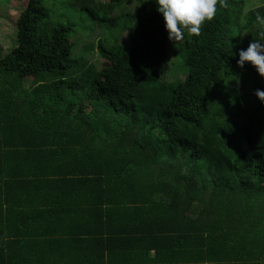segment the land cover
Returning a JSON list of instances; mask_svg holds the SVG:
<instances>
[{
  "label": "trees",
  "instance_id": "16d2710c",
  "mask_svg": "<svg viewBox=\"0 0 264 264\" xmlns=\"http://www.w3.org/2000/svg\"><path fill=\"white\" fill-rule=\"evenodd\" d=\"M248 1L217 0L198 35L184 30L176 83L155 0L28 1L19 44L0 51V264H25L24 223L39 217L93 224L103 263L91 264L113 263L119 233L128 251L147 235L152 264H264L263 89L236 63L264 41V1ZM96 24L109 32L88 80L73 36ZM47 245L28 248L35 262L61 243Z\"/></svg>",
  "mask_w": 264,
  "mask_h": 264
},
{
  "label": "crops",
  "instance_id": "0c3cea01",
  "mask_svg": "<svg viewBox=\"0 0 264 264\" xmlns=\"http://www.w3.org/2000/svg\"><path fill=\"white\" fill-rule=\"evenodd\" d=\"M43 208V207H42ZM125 210V215L127 218L131 216V219L125 220L124 224L130 225L133 227L134 222L137 220L135 215L133 216L132 210L130 207H127ZM119 213H124L120 212ZM111 214V218H109V224L113 228H115L120 222V215ZM44 218L39 217L37 220L27 221L24 223L25 234L23 236V244L27 246V248L22 247V250L26 256H21L23 262L25 264H32L35 262L34 256H37L41 251L47 250V244L50 242L58 241L61 243L60 247L58 246L55 253L46 252L42 257H40L39 262L46 264H91V263H103L102 257L99 256V253L96 250V235L89 234L88 229L93 227V224L88 225H79L78 220L68 219L59 224L57 222L44 221ZM91 222V221H86ZM102 226L98 225V229H101ZM122 234V233H121ZM118 235V243L115 246V252L118 253V256H114L111 260L114 264H152V256L155 252H150L148 245L150 241H148L147 235H138L131 236L135 238H144V242L142 246L140 244L130 245L126 243L125 245L130 246L133 251H128L122 248L123 236L125 234ZM127 236V235H126ZM125 236V237H126ZM129 237H126L128 240ZM70 242L68 243V241ZM41 242V244H39ZM42 244H46L45 247H41ZM23 246V245H22ZM35 246V247H33ZM32 247L35 251V254L30 252L28 248ZM123 249V250H122ZM60 250V251H59ZM140 253V256L138 254ZM33 258L31 259V257ZM125 258H130V260H124ZM159 261L162 259H158ZM158 261V262H159ZM89 262V263H87ZM112 263V264H113ZM34 264H40L36 261ZM109 264V263H105Z\"/></svg>",
  "mask_w": 264,
  "mask_h": 264
},
{
  "label": "rangeland",
  "instance_id": "374dc122",
  "mask_svg": "<svg viewBox=\"0 0 264 264\" xmlns=\"http://www.w3.org/2000/svg\"><path fill=\"white\" fill-rule=\"evenodd\" d=\"M29 0H0V51L6 52L7 50L19 44L17 39L16 21L26 7ZM100 2H107L108 0H97ZM264 0H250L247 2L245 11L263 3ZM94 4L95 10L108 15H116L122 13L123 9H108L101 3ZM109 32V28L96 24L93 32L80 31L73 36L75 42L74 51L78 55H84L89 63L94 65V70L86 72L88 80L96 77L100 64V57L97 51V41L104 38ZM177 41L171 40L168 46V61L170 62L169 72L167 74L168 82L176 83L178 78L182 79L187 74V69L183 65L182 60L179 59L177 53ZM186 72V73H185ZM259 86L264 90V77L259 75L257 77Z\"/></svg>",
  "mask_w": 264,
  "mask_h": 264
},
{
  "label": "clouds",
  "instance_id": "9594fccd",
  "mask_svg": "<svg viewBox=\"0 0 264 264\" xmlns=\"http://www.w3.org/2000/svg\"><path fill=\"white\" fill-rule=\"evenodd\" d=\"M155 3L157 11L163 15L169 39L179 41L183 38L184 30L199 34L201 24L215 15L217 0H155ZM245 62H250L264 77V41L253 40L246 49L239 50L236 63L243 67ZM255 95L264 103V90L256 89Z\"/></svg>",
  "mask_w": 264,
  "mask_h": 264
}]
</instances>
